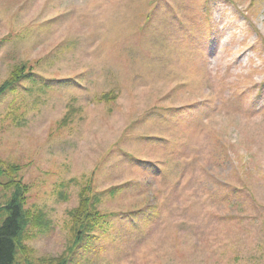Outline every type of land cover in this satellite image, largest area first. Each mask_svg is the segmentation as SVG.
Segmentation results:
<instances>
[{
    "label": "rangeland",
    "instance_id": "rangeland-1",
    "mask_svg": "<svg viewBox=\"0 0 264 264\" xmlns=\"http://www.w3.org/2000/svg\"><path fill=\"white\" fill-rule=\"evenodd\" d=\"M22 66L0 155L42 219L18 264H264V0H0V86Z\"/></svg>",
    "mask_w": 264,
    "mask_h": 264
},
{
    "label": "trees",
    "instance_id": "trees-1",
    "mask_svg": "<svg viewBox=\"0 0 264 264\" xmlns=\"http://www.w3.org/2000/svg\"><path fill=\"white\" fill-rule=\"evenodd\" d=\"M26 67H17L0 86V97L14 85L19 83L26 75ZM19 165H6L0 155V175L9 177L5 185L7 190H12V197L5 205H0V216L5 213L6 219L0 226V264H18L19 254L30 257L32 251L27 245L30 239V228L41 224V214H35L27 209V195L30 187L22 180L17 179L20 172ZM92 200L89 198V190L81 193L80 204L72 212L73 231L80 242L82 236L88 231L91 222L100 212L92 213ZM49 264H68L67 256L63 255L48 261Z\"/></svg>",
    "mask_w": 264,
    "mask_h": 264
}]
</instances>
